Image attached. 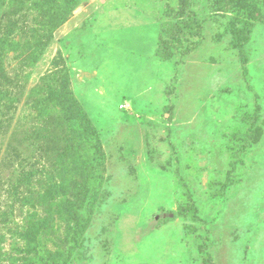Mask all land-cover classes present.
Masks as SVG:
<instances>
[{"label":"rangeland","instance_id":"1","mask_svg":"<svg viewBox=\"0 0 264 264\" xmlns=\"http://www.w3.org/2000/svg\"><path fill=\"white\" fill-rule=\"evenodd\" d=\"M61 3L0 0V264H264V0Z\"/></svg>","mask_w":264,"mask_h":264},{"label":"trees","instance_id":"2","mask_svg":"<svg viewBox=\"0 0 264 264\" xmlns=\"http://www.w3.org/2000/svg\"><path fill=\"white\" fill-rule=\"evenodd\" d=\"M79 4V0H62L61 5H58L57 9H54L51 14L57 15V19L60 20V23H64L66 21V18L77 8ZM186 18V17H185ZM185 18H174V21L170 23V29H167L165 32L167 39L163 38L161 40V48L159 50V54H161V57H159L165 64H170V61L172 60L173 52L171 51V45L174 44V42H177L176 49L178 48V44H183L185 40H182L180 35L178 34H187L188 32V22ZM173 28V29H172ZM175 31V33H174ZM179 50V49H178ZM71 98H69V101ZM72 105L68 106V110H70L71 114L74 115H82L84 119L88 121V116L86 115L85 111L81 107L78 100L73 99ZM250 114H245L244 119L242 122H244L243 127L238 131H236L231 138L229 139V147L230 145H238L233 147V152L235 148H238L239 151L236 153V156H239V154H244L246 149L250 147L251 144H256L259 142L262 129L260 126L257 125V120H260V116L256 114H251L250 118L252 120H249ZM73 116V115H72ZM264 121V120H263ZM264 123V122H262ZM88 132L95 133V129L93 127H87ZM238 163V162H237ZM226 186V185H225ZM187 191L185 193V197L188 198L187 202L188 204L183 208L178 210L176 213H174L175 218L176 217H186L191 216L195 218L196 215V209H195V202L192 199V196ZM170 221L172 218L169 216L164 221Z\"/></svg>","mask_w":264,"mask_h":264}]
</instances>
